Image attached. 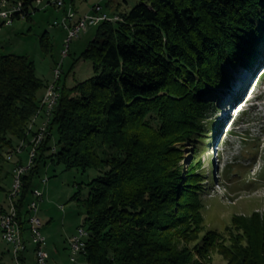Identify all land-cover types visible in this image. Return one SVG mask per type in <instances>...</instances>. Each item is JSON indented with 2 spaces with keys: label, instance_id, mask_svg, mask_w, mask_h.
Instances as JSON below:
<instances>
[{
  "label": "trees",
  "instance_id": "1",
  "mask_svg": "<svg viewBox=\"0 0 264 264\" xmlns=\"http://www.w3.org/2000/svg\"><path fill=\"white\" fill-rule=\"evenodd\" d=\"M20 1L33 9L28 21L35 0ZM117 16L97 26L82 53L94 76L61 85L49 135L15 201L23 236L35 181L49 164L61 165L100 174L86 199L72 196L85 208L87 264H212L214 252L228 264H264V214L235 218L227 245L204 225L199 173L200 154L217 137L205 142L216 131L214 100L230 90L231 70L254 76L262 68L264 78V0H139ZM49 36L40 37L46 53ZM47 86L28 57L0 55V191L6 154L41 124L31 128ZM186 143L194 160L184 168Z\"/></svg>",
  "mask_w": 264,
  "mask_h": 264
},
{
  "label": "rangeland",
  "instance_id": "2",
  "mask_svg": "<svg viewBox=\"0 0 264 264\" xmlns=\"http://www.w3.org/2000/svg\"><path fill=\"white\" fill-rule=\"evenodd\" d=\"M71 4L77 16L84 17L98 5L110 14L127 13L139 4V0L67 1V10ZM64 15V9H38L28 21L15 19L10 26L0 23V55L28 57L44 85L54 81V70L59 64L62 65V86L73 88L89 80L94 76L93 67L90 61L82 58V53L95 39L97 26L90 27L79 38L73 39L64 59L68 37V32L60 25ZM55 22L58 25L54 26ZM45 32L50 35L52 45L49 53L44 52L40 45V37ZM261 74V68L254 76L253 71L243 67L231 70V88L216 94L217 112L209 119L214 122L216 131L207 133L205 142L215 133L217 137L207 142L209 147L200 154L203 163L199 173L203 174L204 225L206 230H217L226 235L227 245H230L227 230L232 227L235 218H247L255 212L264 214V78L260 77ZM182 152L185 160L180 165L185 168L193 162L194 154L188 143L184 144ZM20 157L26 163L28 151ZM14 163L6 164L2 176L4 191H0V205L6 208L8 194L14 185ZM98 176L99 172L92 169L83 173L49 164L35 181L34 188L44 193L38 210L42 233L47 240L46 250L50 255L48 263L87 264L80 256L71 262L68 241L82 226L85 217V208L72 200V196L80 191V198L86 199L89 195L87 185ZM213 176L217 181L213 182ZM226 177L230 178L227 186L222 185ZM43 180H47L46 184ZM11 250L12 247L0 235L2 264L14 263ZM211 255L212 264H228L217 252ZM24 264H36L33 245L25 253Z\"/></svg>",
  "mask_w": 264,
  "mask_h": 264
},
{
  "label": "built area",
  "instance_id": "3",
  "mask_svg": "<svg viewBox=\"0 0 264 264\" xmlns=\"http://www.w3.org/2000/svg\"><path fill=\"white\" fill-rule=\"evenodd\" d=\"M73 2L75 0H35V9H48L54 8L57 10H65L63 21L60 25L68 32L66 39V50L63 52V58L68 56V49L70 43L75 38H79L82 33L87 32L90 27H95L103 22H118L121 21L117 15H109L103 11L101 6H96L84 17H78L73 5L69 10L66 9V2ZM33 12L32 8L27 9L25 3L20 0H2L0 2V23L5 26L12 25L13 21L17 18L24 19L27 13ZM58 25L57 22L54 26ZM63 59V60H64ZM62 75V65L59 64L54 70V81L47 86L46 92L41 100L40 110L35 118L31 128H35L37 119H41V124L35 134H31V139L28 141H19L18 145L12 149L11 152L6 154V160L14 163L13 189L8 194V208L4 212H0V235L2 240L12 247V254L14 263L21 264V259L28 251L30 245L34 246V254L36 264H50L49 254L46 250L47 240L42 233V221L39 217V203L44 198V193L38 189L32 192V200L28 205V239L23 236L18 210L15 205L16 198L22 192L23 183L22 178L27 174L33 165V160L36 157L38 147L44 142L49 135V127L53 118V113L61 98V84L60 79ZM30 128V129H31ZM28 151L27 162L21 165V157L24 152ZM53 153L56 152L54 147ZM46 184L47 180H43ZM89 233L79 228L77 233L69 239L68 246L71 253V262H75V258L82 256L86 252V242Z\"/></svg>",
  "mask_w": 264,
  "mask_h": 264
},
{
  "label": "crops",
  "instance_id": "4",
  "mask_svg": "<svg viewBox=\"0 0 264 264\" xmlns=\"http://www.w3.org/2000/svg\"><path fill=\"white\" fill-rule=\"evenodd\" d=\"M35 12H37V11H35ZM34 12V13H35ZM105 13H107V14H109V15H115L114 13H112V14H110V13H108V12H106V10L104 11ZM50 83L48 82L46 85H49ZM38 125H40V123L38 122ZM6 207L5 206H2V205H0V210H5L6 211ZM27 237V236H26ZM28 249H29V247H28ZM48 252V251H47ZM48 254H49V252H48ZM24 257V260H25V255L23 256ZM49 258H50V255H49Z\"/></svg>",
  "mask_w": 264,
  "mask_h": 264
}]
</instances>
